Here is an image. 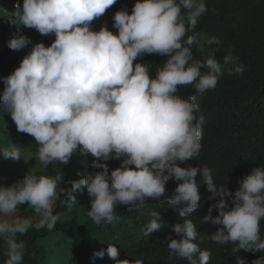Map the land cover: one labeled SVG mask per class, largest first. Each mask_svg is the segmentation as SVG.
<instances>
[{
    "label": "clouds",
    "instance_id": "1",
    "mask_svg": "<svg viewBox=\"0 0 264 264\" xmlns=\"http://www.w3.org/2000/svg\"><path fill=\"white\" fill-rule=\"evenodd\" d=\"M117 0H23L16 4L11 23L18 29H36L41 35L55 36L51 46L19 36L8 47L23 56L14 72L2 78L0 107L11 116L17 131L35 138L34 154L46 168L55 162L67 165L73 154L94 157L92 167L102 169L86 178L71 181L72 192L87 190L88 217L97 225L117 221L115 206L143 207L147 199L165 198L169 205L182 206V223L172 231L168 249L190 264H208L211 252L195 243L197 227L187 219L199 207L201 186L215 200L204 222L221 226L210 239L220 245L232 243L233 251L264 253L260 222L264 219V166L256 167L239 181L235 193L214 182L208 167H180L196 157L201 149L205 116L195 97L177 95L179 86L191 85L200 94L214 90L225 70L242 75L246 66L229 54L223 63L206 48L221 45L216 37H205L195 60L190 47L199 43L187 35L207 11L205 0H136L131 14H114L113 27L92 30V22L102 17ZM182 10H186L183 12ZM33 46L28 51L27 46ZM204 48V51L202 50ZM146 54L169 57L151 78L144 63H135ZM231 67H228V66ZM23 141L32 143L26 137ZM0 156L20 160V150L0 145ZM121 160L119 168L107 162ZM201 174V182L197 175ZM174 180V193L166 196V184ZM61 177L28 173L11 186H0V239L8 257L5 264H21L25 243L18 236L33 228L53 230L60 219L54 214ZM68 203L76 198L68 193ZM28 204L35 217L17 215ZM218 210L213 218L211 213ZM144 235L161 228L160 215L151 211ZM107 254L115 264L120 260L116 246L94 252L93 258ZM134 264H142L137 260ZM236 264H246L239 257ZM264 264V255L252 261Z\"/></svg>",
    "mask_w": 264,
    "mask_h": 264
},
{
    "label": "trees",
    "instance_id": "2",
    "mask_svg": "<svg viewBox=\"0 0 264 264\" xmlns=\"http://www.w3.org/2000/svg\"><path fill=\"white\" fill-rule=\"evenodd\" d=\"M18 2L22 6L23 0H0V93L4 90L1 89L4 85L2 78L7 77V72H14L24 58L17 50L8 47L12 38L25 36L32 42L38 41L46 46H51L55 40L54 34L44 36L36 29H18L11 23ZM135 3L136 0H117L102 17L92 22V30L99 31L107 26L118 33V29L113 27L114 14L120 10H127L131 14ZM205 4L207 11L198 19L196 27L190 28L187 33L195 34L199 41L189 46L194 59H206L199 52L204 38L216 36L222 41L219 46H211L217 48V60L223 63V57L231 54L246 66V71L242 75H230L225 70L216 88L203 94L197 93L191 85L178 87L176 94L181 98L195 97L194 102L200 107L197 117L205 116L199 154L179 166L208 167L215 183L225 185L235 193L241 179L251 174L254 168L264 166V0H205ZM32 46L33 43L26 49L30 51ZM168 58L146 54L134 64H146L150 77L155 78L157 68L162 67ZM23 137L32 141L33 146L23 141ZM0 145L18 148L21 158L15 160L0 156V186H11L31 173L51 178L60 176L57 191L65 189L54 204V214L60 216L55 228L36 229L33 226L27 234L18 236V240L26 245L21 264H115L107 254L103 258H93L94 252L107 249L109 244L117 247L120 260L128 259L131 264L137 260L142 264H190L187 258L179 259L170 254L167 247L169 236L172 239L180 238L172 228L183 222L184 218L179 216L182 206L173 207L163 197L160 200L149 198L143 207L138 208L117 204V221L97 225L87 215L91 199L87 190L72 192L71 186V181L102 171L92 167L94 157L77 151L67 165L55 162L45 168L34 155L39 147L35 138L17 131L11 116L2 107ZM101 163H108L111 171L120 167L121 160ZM201 179L198 173L197 182L200 183ZM177 183L170 180L166 184L167 197L174 193ZM200 192V207L187 219H191L197 227L198 235L194 242L201 250L211 252L208 264H236L239 257L246 264H252V261L264 255L233 251L236 245L232 243L220 245L213 242L209 237L221 226L204 222L203 218L216 201L209 199L212 194L207 191L206 185L201 186ZM68 193L76 198L71 205L68 203ZM151 211L159 213L161 228L145 236V228L152 218ZM17 215L24 218L36 216L28 204L21 205ZM211 215L215 218L218 210H213ZM260 234L264 239V219L260 222ZM5 252L3 240L0 239V264H5L8 258Z\"/></svg>",
    "mask_w": 264,
    "mask_h": 264
},
{
    "label": "rangeland",
    "instance_id": "3",
    "mask_svg": "<svg viewBox=\"0 0 264 264\" xmlns=\"http://www.w3.org/2000/svg\"><path fill=\"white\" fill-rule=\"evenodd\" d=\"M35 43H38V41H35ZM211 52H215V53H216V52H217V48H214V47H213V48L207 47V48H206V55H207V57H208V55H209ZM30 145L33 146L32 143H30Z\"/></svg>",
    "mask_w": 264,
    "mask_h": 264
}]
</instances>
